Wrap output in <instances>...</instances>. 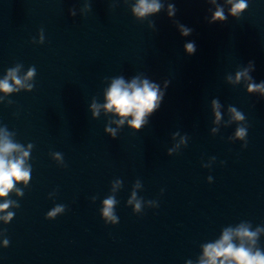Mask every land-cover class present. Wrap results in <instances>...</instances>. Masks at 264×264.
<instances>
[{
	"label": "clouds",
	"instance_id": "obj_1",
	"mask_svg": "<svg viewBox=\"0 0 264 264\" xmlns=\"http://www.w3.org/2000/svg\"><path fill=\"white\" fill-rule=\"evenodd\" d=\"M215 3V0H212ZM230 5L229 16L239 18L242 13L248 8V0H227ZM163 5L160 0H136V4L132 8V13L138 19H143L149 15H155L160 12ZM70 15L75 13L69 9ZM175 15V7L173 4L168 5V16L172 18ZM207 19V18H206ZM227 17L224 15L222 7L217 6L216 11L211 13V19L208 23L224 22ZM178 24V22H177ZM179 32L182 37H187L191 34L192 29L179 25ZM43 39V38H42ZM186 54L192 55L196 51L194 41L187 42L184 45ZM250 68H245L243 71L236 73L235 82H239L241 78L253 80V77L248 75L250 70H254V63L249 62ZM19 66L9 69L7 75L0 79V93L9 95L13 92H18L22 88L27 91L32 90V85L26 84L36 73L35 68L30 67L27 74L21 78L18 76ZM228 80L232 82V77ZM261 92L264 94V81L260 83H250L248 85V92ZM105 103L102 105L105 112L113 113L120 119L118 126H122L127 122L128 127L133 132H139L147 123V118L150 117L158 109L163 98L159 86L150 82L148 79H139L134 77L130 82H126L123 77L114 78L110 86L105 91ZM213 111L215 113L216 121L221 118L218 100L212 101ZM99 107L93 103L91 105L92 115L96 117L99 115ZM229 111L233 114V118L237 121L244 120L242 112L237 111L235 107H230ZM215 131V130H213ZM105 132L115 138V130L105 128ZM246 135V129L241 126L236 130V136L243 138ZM32 145H28V150L18 143H14L10 138L8 132L0 129V220L8 223L13 213L7 211L14 202L8 197L13 191L18 196L23 195V191L16 188V185L23 182L27 184L31 176V168L26 164L29 157ZM56 158H60V154H56ZM135 198V193H133ZM132 203V200H129ZM102 210V217L105 222H117V217L113 214V207L116 200L113 197L107 198L104 202ZM141 205L139 202L135 204V210L139 211ZM63 211V206H57L47 214V219H53L58 213ZM264 232V227H257L255 230L251 229L249 224H240L236 228H226L218 240L212 243L203 245V254L198 264H264V251L256 247L259 235ZM238 241V243L236 242ZM8 240L5 239L3 244L8 246Z\"/></svg>",
	"mask_w": 264,
	"mask_h": 264
}]
</instances>
